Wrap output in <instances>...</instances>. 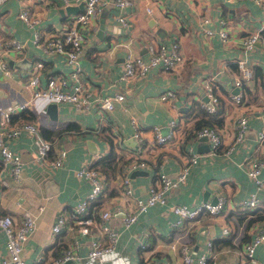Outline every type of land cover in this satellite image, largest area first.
<instances>
[{
    "label": "crops",
    "instance_id": "obj_1",
    "mask_svg": "<svg viewBox=\"0 0 264 264\" xmlns=\"http://www.w3.org/2000/svg\"><path fill=\"white\" fill-rule=\"evenodd\" d=\"M130 1L125 7H119L114 0H106L94 28L86 37L80 64L85 84L91 92V107L79 109L71 101H59L56 102L57 117H53L46 108L49 102L41 100L37 108L30 110L34 118L27 119L37 121L43 135L53 141L50 158L54 157L58 146L66 148L63 163L53 166L42 162L37 157L35 138L28 132L0 137L21 153L22 161L21 175L16 179L10 164L0 155V216L11 213L20 224L26 211L37 214L36 227L23 244V255L29 264H41L37 261L40 256L51 259L76 237L80 243L79 252L84 255L79 264H97L86 255L91 235L81 234L77 228H64L55 233L52 224L59 212L68 213L87 196L91 183L86 177L79 176L76 169L85 162L96 164L101 155L110 151L112 142L106 135H111L113 128L117 126L127 145H134L131 142L134 140L130 139L134 136L130 118L136 116L152 148L145 155L148 164L128 172L135 196H148L149 186L158 170L176 175L192 152L199 154L198 161L191 164L186 181L170 190L165 202L151 205L147 211L138 213L136 221L124 225L122 218L129 199L121 194V176L127 172L124 168L131 159L125 151L117 152L113 147L118 153L117 165L111 177L104 170L107 186L101 199L106 205L114 206L110 223L119 230V235L114 250L102 264H183L180 245L187 240L194 258L191 264H200L198 257L202 254L208 257L206 264H249L245 243L264 226V143L258 141L259 130L264 126L263 36L247 56L254 74L245 79L243 86L245 100L256 112L251 114L243 138L236 142L233 121L245 107L237 105L231 93L236 88L232 80L240 72L233 62L244 53L242 37L250 30L264 28V4L256 0ZM24 2L35 6L40 19L38 41L34 28L18 15ZM83 4L84 0H0V37L16 36L26 43L23 53L7 54L10 72L0 69V103L16 104L31 95L27 79L37 63H43L40 68L43 81L51 74L71 68L63 53L47 50L44 42L55 29L65 25L70 13L82 9ZM67 5L73 6L72 11H62ZM147 6L153 11H148ZM120 13L127 16L128 25L117 18ZM203 14L210 16L206 25L202 22ZM221 18L228 21V41H223L218 33ZM102 23L106 28L100 37L98 30ZM203 25L211 27L213 34L207 33ZM149 35L168 44L179 40L185 56L182 70L176 73L154 67L143 76L121 79L127 51L149 56L145 42ZM22 57L30 63L17 64ZM11 59L14 64L10 63ZM257 64L261 67L260 73L256 71ZM206 77L219 86L217 91L221 100L217 105L225 114L219 124L224 138L222 145L214 151L209 139L194 132L178 143H157L153 132L155 125H160L166 132L169 119L188 116L196 101L202 104L207 98L203 86ZM166 88L177 91L176 100L160 98ZM116 90L126 96L117 104L118 122L110 123L99 110L98 99ZM22 112L13 114L12 120L22 116ZM192 118L196 124L198 117ZM251 155L263 161L260 172L263 184L260 186L247 172L245 160ZM46 179H50V183L44 182ZM224 193L228 199L219 213H202L197 218L184 220L180 226L171 223L176 219L172 210L175 203L191 206ZM253 193L259 199L258 205H246L244 199ZM115 204L122 209L116 211ZM39 205H43L42 210ZM225 226L230 227L229 232L224 231ZM8 254L6 234L0 226V258L8 257ZM255 256L257 264H264V240L256 246Z\"/></svg>",
    "mask_w": 264,
    "mask_h": 264
},
{
    "label": "built area",
    "instance_id": "obj_2",
    "mask_svg": "<svg viewBox=\"0 0 264 264\" xmlns=\"http://www.w3.org/2000/svg\"><path fill=\"white\" fill-rule=\"evenodd\" d=\"M256 1L259 4H264V0ZM105 2L106 0H84L83 8L77 12L70 13L65 25L55 29L44 42L47 50H56L64 54L67 63L71 67L70 69L51 74L43 81L40 73V68L43 66V63H37L32 67L27 79L31 95L25 101L16 104L10 103L4 105L0 103V137L2 135L15 137L22 132L32 134L37 147V157L42 162H48L53 166L63 163V158L67 151L64 145L58 146L54 157L50 158L51 150L54 148L53 141L43 135L40 124L35 120H30L25 117H18V119L13 121L12 115L20 113L23 110L37 108V103L41 100L46 103L51 101H71L79 109H88L91 107L93 101L91 99V92L83 78L80 57L84 53L86 37L90 34V30L94 28L96 17ZM114 3L119 7H125L131 1L114 0ZM146 8L150 12L153 11L151 6H147ZM18 15L30 27L34 28L35 37L38 41L40 39V29L37 24L40 19L36 15L35 6H32L31 2L30 4L28 2L22 3ZM117 18L124 25L129 24V20L125 14L120 13L117 15ZM209 20V15H202L204 25ZM220 23L221 26L218 29V33L223 41H228L230 39L227 28L228 21L226 18H221ZM204 25L203 27L207 33L213 34V29ZM261 39V29L256 28L248 31L242 37L243 56L236 59L240 72L234 77L232 82L238 90L232 91L231 96L237 105H242L245 108L236 115L233 121L236 130L234 142L243 138L248 128V120L251 114L256 112L255 107L246 102L243 86L245 79L252 78L254 74L253 69L247 63V56ZM262 40L264 44V39ZM145 42L149 56L146 58L140 54H133L131 51H127L124 56V69L120 74L121 79L129 80L137 76H143L154 67H160L163 70L174 71L176 73L182 70L185 63V56L178 39L168 44L157 38V36L149 35L146 37ZM25 46V41L16 36L0 37V69L9 73L10 64L8 63L7 54L11 52L17 54L23 53L26 48ZM262 76L264 78V70H262ZM203 86L207 98L202 101V106L209 112H213L216 110L220 100L217 91L219 86L209 77L204 79ZM125 96L126 94L124 92L116 90L113 93H107L99 97V110L106 115L105 121L110 123L118 122L120 112L117 104ZM160 98L165 101H174L177 99V91L174 88H166L160 93ZM130 122L134 127V136L137 138L135 145L129 146L123 141V137L117 126L113 128L111 134L113 147L117 149V152L125 151L131 159L124 168L127 172L121 176V194H125V199H129L122 218L124 225H129L136 221L138 213L147 211L151 205L158 202H165L170 190L186 181L191 164L197 162L199 156L197 152L190 153L187 161L182 164L174 176L166 171L158 170L149 186L148 196L145 198L135 196L128 172L131 169L144 167L148 164L145 155L152 147L142 133L143 127L140 120L136 116H131ZM153 132L156 142L160 144L181 142L186 136L194 132L201 137L206 136L210 140L211 147L214 151L222 145L224 140L219 126L204 124L197 127L193 118L190 116L172 117L168 121V130L166 132L162 130L160 125H155ZM258 135V141L261 144L264 143V126L259 130ZM233 146L231 145L230 147ZM0 155L4 161L10 164L14 178L19 179L22 171L21 153L11 148L8 143L0 138ZM245 162L249 176L253 177L259 186L262 185L263 180L260 177L263 164L262 159L258 156L251 155ZM76 173L79 176L86 177L90 181V191L68 213L61 211L57 214L52 224V230L55 233H59L64 228H77L79 233L91 235V245L86 255L95 259L97 264H102L106 261L107 255L114 250L119 235V230L110 223L111 216L114 213V206L110 207V205H106L101 199L105 194L107 175L99 165L90 161L83 163L76 169ZM227 199L228 196L224 193L218 194L213 199H207L191 206L185 203H175L172 206V210L176 214V219L171 221V223L175 226H180L184 220L197 218L202 213L217 214L222 210ZM244 203L249 206H256L259 203V199L253 193L244 199ZM115 206L116 211L122 209L119 204H115ZM39 209L42 210L43 205H39ZM36 224L37 214L32 210L25 212L20 224L16 223L11 213H4L0 216V226L6 234V247L9 252L8 257L0 258V264H7L8 262H12L13 264H29L23 255V244L36 227ZM224 231L229 232L230 227L225 226ZM263 240L264 226L254 234V237L250 241L245 243L244 251L249 264H257L255 249ZM79 244V240L76 237L73 239V242L67 244L59 254L51 259L46 260L43 256H40L37 261L41 264H69L70 262L79 264L84 258V255L79 252ZM180 249L182 251L183 264H191L194 258L189 252V240L182 241ZM207 258V255L202 254L198 257V261L200 264H206Z\"/></svg>",
    "mask_w": 264,
    "mask_h": 264
},
{
    "label": "trees",
    "instance_id": "obj_3",
    "mask_svg": "<svg viewBox=\"0 0 264 264\" xmlns=\"http://www.w3.org/2000/svg\"><path fill=\"white\" fill-rule=\"evenodd\" d=\"M261 34L264 37V28L261 30ZM233 63H235V68H238L236 60ZM256 71H257V73L261 72V67L258 64L256 65ZM220 100H221V97H220ZM219 103H220V101H219ZM219 103H218V105H219ZM218 105H217V108L215 111L209 112L205 107L202 106V104L198 100L193 105V107H194L193 112L189 113L188 116L198 117V119L196 121L197 127L204 125V124L205 125H217V126H219V124L221 125L225 114L223 112V109L221 110V107H218ZM21 115L22 116H20V117L25 116V118H31V119L34 118V114L30 110H23ZM106 136H107V138L112 140V137L110 134L109 135L107 134ZM95 163L97 165H99L103 170H105L107 175H109L110 177L112 175H114L115 168L117 165V153H116L115 149L113 148V145H112L110 151L107 154H104L101 157H99ZM64 246L65 245H63L61 248L63 249ZM60 252H58L57 254H59Z\"/></svg>",
    "mask_w": 264,
    "mask_h": 264
},
{
    "label": "water",
    "instance_id": "obj_4",
    "mask_svg": "<svg viewBox=\"0 0 264 264\" xmlns=\"http://www.w3.org/2000/svg\"><path fill=\"white\" fill-rule=\"evenodd\" d=\"M72 8H73V6L72 5H67L65 8H64V10L62 9V11H67V12H69V11H72ZM77 12V11H76ZM104 28H106V26H105V23H102L101 24V27L99 28V30H98V34L100 35V37H102L101 35H102V33H103V29ZM159 31H161V30H159ZM161 33V32H160ZM261 41L259 40L258 41V43H260ZM29 60L26 58V57H22V58H20V59H18L17 61H16V63L18 64V63H20L21 65H25V62H28ZM10 63H13L14 64V61H13V59H11L10 60ZM29 63H30V61H29ZM238 90V88H235L234 89V91H237ZM47 110L50 112V114L53 116V117H57V103L55 102V101H51V102H49L48 103V105H47ZM202 138L203 139H208L206 136H202ZM131 140H134V141H131L132 142V144H136L137 143V138L135 137V136H133V137H131L130 138ZM91 148H93V146L91 147ZM96 148V147H95ZM94 148V150H96ZM50 179H46L44 182H46V183H50ZM55 189H57V188H55Z\"/></svg>",
    "mask_w": 264,
    "mask_h": 264
}]
</instances>
